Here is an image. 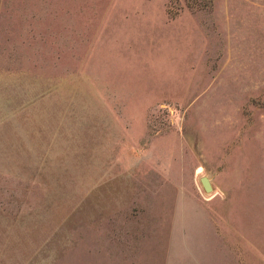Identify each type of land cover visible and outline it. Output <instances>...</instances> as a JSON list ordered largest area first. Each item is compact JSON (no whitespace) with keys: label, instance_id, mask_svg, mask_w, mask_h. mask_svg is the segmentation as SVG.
<instances>
[{"label":"rangeland","instance_id":"1","mask_svg":"<svg viewBox=\"0 0 264 264\" xmlns=\"http://www.w3.org/2000/svg\"><path fill=\"white\" fill-rule=\"evenodd\" d=\"M0 264H264V0H0Z\"/></svg>","mask_w":264,"mask_h":264},{"label":"water","instance_id":"2","mask_svg":"<svg viewBox=\"0 0 264 264\" xmlns=\"http://www.w3.org/2000/svg\"><path fill=\"white\" fill-rule=\"evenodd\" d=\"M199 182H200V185L202 187V189L207 192L211 189V185H210V182H209V179L206 177V176H200L199 178Z\"/></svg>","mask_w":264,"mask_h":264}]
</instances>
